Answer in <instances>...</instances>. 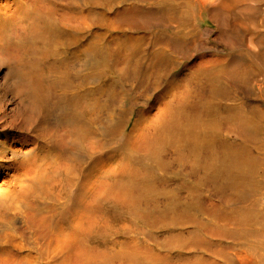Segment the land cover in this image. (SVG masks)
<instances>
[{
	"label": "bare ground",
	"instance_id": "bare-ground-1",
	"mask_svg": "<svg viewBox=\"0 0 264 264\" xmlns=\"http://www.w3.org/2000/svg\"><path fill=\"white\" fill-rule=\"evenodd\" d=\"M124 1L128 2V7L118 19L122 23L123 15L129 16L125 22L126 31L139 30L142 35L128 37L122 30L113 37L114 31H110L109 37L102 34L110 38L107 40L96 34L91 49L102 60L107 57L112 69H140L146 77L142 84H150L162 94L152 101L146 100L141 109H130L127 119L116 129L120 136L132 123L122 145L145 152L148 157L156 156L157 149L164 162L177 165L176 176L189 166L191 171L185 172L186 181L224 183L239 196L240 201H226L227 209L235 206L234 210L223 215L216 214L215 208L209 210L208 223L188 232L190 236L200 230L204 237L193 240L196 254L186 264H264V170L261 167L264 162V107L254 104L256 98H260L264 106V54L251 57L244 64L238 61L237 66L231 63L225 69H218L219 64L204 57L193 62L191 52L200 36L192 24L191 10L195 0ZM90 2L105 5L108 0ZM237 2L202 0V4L210 5L211 21L219 34L228 28L231 7ZM11 4L12 0H0V16L6 15ZM66 4L61 10L51 12L44 6L48 27L42 45L62 56V62L67 59L63 55L69 54L67 48L77 44V2ZM210 32L205 30L206 34ZM28 89L29 106H26L32 112L19 102L17 107L24 109L18 122L13 125L0 120V199L28 198L39 192L40 195L27 203V209L20 205L13 208L12 217H0V228L9 222L26 225L33 220L37 230L33 233L0 232V264H159L166 260L146 240L139 242L129 237L117 241L120 234L116 231L111 235V244L117 250L107 261L106 256L88 245L86 238L88 227L97 226L103 230L105 222L98 213L86 217L82 224L77 221L76 214L69 229L51 227L55 214L48 206L51 211L34 221L31 210L36 202L52 204L49 194L56 200L53 201L55 205L66 206L69 201L61 196L71 195L70 187L75 185L60 180L49 192V187L41 185V181L50 165H32L19 160L20 155L28 153L25 152L28 146L31 151L47 146L38 139L34 128L43 124L42 118L37 117L38 108L45 101H52V95H45L37 83ZM240 90L245 98L238 96ZM51 113L55 114V109ZM8 126L15 132L8 131ZM22 126L26 132H21ZM64 139L65 134H61L57 140L60 150ZM53 162L58 163V170L63 168L59 159ZM111 166L110 174L117 166L121 167L120 173H132L121 157ZM92 183V193L104 195L109 189L104 181ZM113 194L120 201L132 197L122 191Z\"/></svg>",
	"mask_w": 264,
	"mask_h": 264
},
{
	"label": "rangeland",
	"instance_id": "rangeland-1",
	"mask_svg": "<svg viewBox=\"0 0 264 264\" xmlns=\"http://www.w3.org/2000/svg\"><path fill=\"white\" fill-rule=\"evenodd\" d=\"M90 1L12 0L6 15L0 16V120L13 125L18 122L24 109L17 107L19 102L32 112L27 101L31 84H39L45 95H52V101H45L38 108L37 117L42 118L43 124L34 128L38 139L47 146L34 151L28 146L25 150L28 153L20 155L19 160L50 165L41 181V185L49 187V192L60 180L75 185L70 187L71 195L61 196L69 201L66 206L55 205L56 200L48 194L53 205L36 202L31 214L35 221L49 213L50 206L55 214L51 227L69 229L76 214L82 224L86 217L98 213L105 222L103 230L88 227L86 238L88 245L106 256L107 261L117 250L111 244V235L118 231L119 242L129 237L139 242L146 240L152 249L166 257L159 264H186L196 254L193 240L204 237L200 230L190 236L188 232L208 223L209 210L215 208L216 214L223 215L235 208L227 209L226 201H240V198L224 183L186 181L185 172L191 171L189 166L176 176L177 165L164 162L157 149L156 156L148 157L145 152L122 145L132 123L120 136L116 129L127 119L130 109H141L146 100L152 101L162 93L150 84H142L146 77L140 69H112L107 57L102 60L91 49L96 34L105 39L102 34L109 37L110 31H114L113 37L122 30L128 37L142 35L139 30L126 31L129 16L123 15L122 23L117 17L123 14L128 2L108 0L105 5H94ZM71 2H77V44L67 48L69 54L63 56L68 63L63 64L66 61H61L62 56L42 45L48 27L44 6L51 12ZM195 2L192 24L200 36L191 52L193 62L204 57L219 64L218 69H225L231 63L237 66L238 61L244 64L251 57L264 54V0H238L231 7L230 24L223 34L214 29L210 5L202 4V0ZM206 29L211 32L206 34ZM238 96L246 95L240 90ZM254 104L264 107L260 98ZM53 109L55 114L51 113ZM24 127L28 129L27 125ZM24 127L21 132L27 131ZM7 130L15 132L12 126ZM61 134H65L62 150L57 146ZM120 157L132 173H120V166L114 167V173L108 172ZM55 159L63 165L61 170L57 169L58 163L54 164ZM100 166L103 168L99 169ZM261 167L264 170V162ZM95 180L109 185L104 195L92 193ZM120 191L132 197L126 201L115 199L113 193ZM39 195L0 199V217H12L13 208L20 205L27 209V203ZM27 224L9 222L0 232L37 230L33 220Z\"/></svg>",
	"mask_w": 264,
	"mask_h": 264
}]
</instances>
